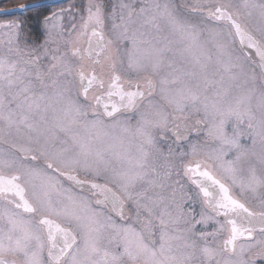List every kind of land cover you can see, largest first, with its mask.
Instances as JSON below:
<instances>
[{
  "label": "snow or ice",
  "instance_id": "1",
  "mask_svg": "<svg viewBox=\"0 0 264 264\" xmlns=\"http://www.w3.org/2000/svg\"><path fill=\"white\" fill-rule=\"evenodd\" d=\"M63 21L0 24V264H264V0Z\"/></svg>",
  "mask_w": 264,
  "mask_h": 264
},
{
  "label": "rangeland",
  "instance_id": "2",
  "mask_svg": "<svg viewBox=\"0 0 264 264\" xmlns=\"http://www.w3.org/2000/svg\"><path fill=\"white\" fill-rule=\"evenodd\" d=\"M89 0H69L65 3L56 5V6H51L49 9V13L47 15H50L52 12H58L60 10H64V24L66 26L70 25L71 23H75L79 25L81 21V16H86V8L88 5ZM105 3H109V0H105ZM19 14V13H17ZM11 16L3 15L0 16V24H7L10 22H18L22 24L24 30L27 32L29 30H33V24H26V19H23L22 16L16 15V14H10ZM44 18V17H43ZM43 19L40 22L41 26V32L43 30ZM37 25V24H36ZM34 31V30H33ZM35 34V33H32ZM231 158V157H229Z\"/></svg>",
  "mask_w": 264,
  "mask_h": 264
},
{
  "label": "trees",
  "instance_id": "3",
  "mask_svg": "<svg viewBox=\"0 0 264 264\" xmlns=\"http://www.w3.org/2000/svg\"><path fill=\"white\" fill-rule=\"evenodd\" d=\"M35 0H0V8L2 7H10V6H16L19 4L31 2ZM51 6H41L33 9L26 10L25 13H19L16 15L22 16L23 19H26V24H33V25H40L41 20L44 16H46L49 13V9ZM3 17V15H0ZM11 16V15H6Z\"/></svg>",
  "mask_w": 264,
  "mask_h": 264
},
{
  "label": "water",
  "instance_id": "4",
  "mask_svg": "<svg viewBox=\"0 0 264 264\" xmlns=\"http://www.w3.org/2000/svg\"><path fill=\"white\" fill-rule=\"evenodd\" d=\"M69 0H35L23 4H19L16 6H10V7H2L0 8V15H10V14H17V13H25L26 10L37 8L35 5H38V7L41 6H56L62 3H65ZM20 5H26L28 7H25L23 9L20 8Z\"/></svg>",
  "mask_w": 264,
  "mask_h": 264
},
{
  "label": "flooded vegetation",
  "instance_id": "5",
  "mask_svg": "<svg viewBox=\"0 0 264 264\" xmlns=\"http://www.w3.org/2000/svg\"><path fill=\"white\" fill-rule=\"evenodd\" d=\"M33 26H35V27H33V30H29V31H27V32H29V33H40L41 32V26H38V25H33ZM231 129L229 128V131H230ZM248 204H249V206L250 207H253L254 208V210H259L258 208H255V201H253V200H249L248 201ZM221 219L223 220V217H221ZM208 230H211V226L209 227V229ZM258 264H259V261H258Z\"/></svg>",
  "mask_w": 264,
  "mask_h": 264
}]
</instances>
